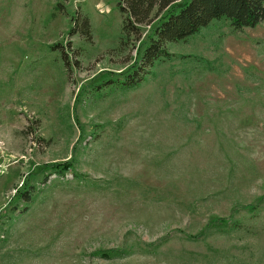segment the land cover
<instances>
[{"label":"rangeland","instance_id":"obj_1","mask_svg":"<svg viewBox=\"0 0 264 264\" xmlns=\"http://www.w3.org/2000/svg\"><path fill=\"white\" fill-rule=\"evenodd\" d=\"M119 2L0 0V264H264V21L132 88Z\"/></svg>","mask_w":264,"mask_h":264},{"label":"trees","instance_id":"obj_2","mask_svg":"<svg viewBox=\"0 0 264 264\" xmlns=\"http://www.w3.org/2000/svg\"><path fill=\"white\" fill-rule=\"evenodd\" d=\"M119 7L127 35L140 34L143 26L158 19L132 67L129 82L132 88L144 81V75L150 73L156 61L171 57L169 43L185 41L215 20L228 19L236 30L264 21V0H120ZM71 165L66 163L63 168L67 170ZM24 194L30 198L29 192Z\"/></svg>","mask_w":264,"mask_h":264}]
</instances>
